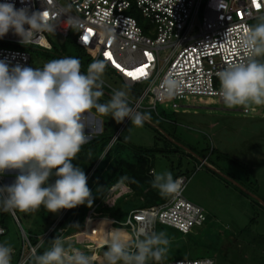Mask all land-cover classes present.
Wrapping results in <instances>:
<instances>
[{"label":"clouds","instance_id":"clouds-1","mask_svg":"<svg viewBox=\"0 0 264 264\" xmlns=\"http://www.w3.org/2000/svg\"><path fill=\"white\" fill-rule=\"evenodd\" d=\"M44 12L30 11L27 6L16 8L12 0H3L0 38L11 31L27 46L34 35L54 31ZM256 20L247 26L242 40L248 56L216 74L218 93L229 108L247 110L251 105H264V60L258 59L264 57V13ZM105 67L103 60H93L82 72L80 60L71 56L49 60L41 68L10 66L0 60V175L18 170L11 184L0 185V210L28 212L43 206L55 213L81 204L91 206L87 177L72 163L89 139L82 114L95 109L117 123L129 118L135 126L150 119L147 112L133 111L124 88L99 102L104 95L101 77ZM162 87L170 99L183 91L182 80L175 74L167 75ZM52 177L55 179L50 182ZM151 186L165 198H178L183 191L181 178L174 179L167 170L153 171ZM142 237L133 242L112 229L102 264H148L150 260L159 264L168 252L167 235L161 231L143 233ZM11 253L10 245L0 243V264H11ZM30 259L32 264H93L95 257L78 250L69 253L57 236L49 248Z\"/></svg>","mask_w":264,"mask_h":264},{"label":"rangeland","instance_id":"rangeland-1","mask_svg":"<svg viewBox=\"0 0 264 264\" xmlns=\"http://www.w3.org/2000/svg\"><path fill=\"white\" fill-rule=\"evenodd\" d=\"M128 1L135 5V0ZM131 13L139 20L144 33L153 29L139 10L134 8ZM76 33L72 30L69 39L49 34L47 38L60 56L47 58L38 55L32 67L41 68L49 60L71 56L80 60L81 71L86 72L88 64L96 58L94 52L74 46ZM166 55V51L161 53L162 58ZM259 59L264 60V57ZM101 80L104 93L101 103L106 102L117 89L124 88L132 97V89L139 96L146 87L130 88L106 67ZM247 110L229 108L217 97L189 96L179 102L178 108H173L172 102L167 101L158 103L153 109L147 99L138 110L150 114V119L143 126L132 125L129 118L117 123L110 115L98 114L95 109L82 114L88 141L101 135L105 120L112 123L109 134H114V137L108 147H112L119 138L117 143L125 149L126 159L136 155L132 148L168 150L153 157L152 171H171L173 178L180 172L188 179L183 196L205 207L209 222L191 235L156 226L155 232L163 231L170 241L165 261L210 257L215 264H264V105H251ZM120 192H125L123 197ZM120 198L123 200L118 204L116 217L124 222L129 212L143 199L137 198L128 185L119 184L113 191H108L103 206H114ZM42 209L43 206L30 211V214L17 211L18 216L14 210L15 216L10 211L13 220L0 210V217L8 223V239L14 248L22 249L21 242L16 239V226L23 238L20 226L30 232L35 225L39 227L43 220L42 211L44 214L47 211ZM84 223L69 234L70 239H65L73 249L86 255L93 256L97 251L93 264H102L107 245L98 247L80 235ZM99 223L101 220L96 217L94 224Z\"/></svg>","mask_w":264,"mask_h":264},{"label":"built area","instance_id":"built-area-1","mask_svg":"<svg viewBox=\"0 0 264 264\" xmlns=\"http://www.w3.org/2000/svg\"><path fill=\"white\" fill-rule=\"evenodd\" d=\"M3 2V0H0ZM16 8L27 6L30 11L47 12L54 31L34 35L27 46L20 37L9 31L0 38V60L10 66L20 64L32 67V50L52 49L47 36L57 34L63 38L76 30L75 42L83 49L94 52L96 60H103L130 88L146 85L137 97L128 96L133 111H138L148 99L153 109L158 103L172 102L173 108L189 96L220 97L217 73L228 64L244 60L248 52L242 47L247 26L264 13V0H12ZM259 5V7H257ZM136 8L152 25L147 34L138 19L131 13ZM27 27V25L25 26ZM91 29V32H89ZM87 36L88 40L84 37ZM167 52L162 58L161 53ZM112 54V60L104 56ZM151 55L149 60L144 53ZM126 70L148 65L146 74L133 80L115 66ZM177 75L183 91L168 98L162 82L167 75ZM248 110H245L247 112ZM153 174V171H151ZM182 180L183 191L188 183ZM112 191V190H110ZM171 198L164 204L135 209L124 222L112 219L117 228L130 233L134 242L143 233L155 232L158 225L172 228L183 235H191L208 222L207 211L183 196ZM63 235L65 229H59ZM6 233L0 225V238ZM26 243L27 237L23 233ZM16 254L12 251L11 255ZM35 255V249L31 248ZM23 252L16 264H26ZM11 264H14L11 259ZM160 264H215L214 259H164Z\"/></svg>","mask_w":264,"mask_h":264},{"label":"trees","instance_id":"trees-1","mask_svg":"<svg viewBox=\"0 0 264 264\" xmlns=\"http://www.w3.org/2000/svg\"><path fill=\"white\" fill-rule=\"evenodd\" d=\"M69 37L65 39H69ZM73 44L77 49H83L80 48L75 41ZM32 55V64L35 62V57L38 55L47 58H50L52 55L54 58L60 56L55 46H52L51 50L35 48L32 50ZM132 92L133 98H137L138 96L137 93H135V90L132 89ZM111 126L112 123L105 120L101 135L82 145L80 152L77 154V158L72 161L73 165L79 166L87 177L86 183L92 196L91 206L81 204L71 209H60L55 213L46 211V214L42 211L44 210L43 207L41 210L43 212L41 214L43 220L39 223V227L35 225L32 232L22 227L28 243L23 240L19 228L16 226V239L21 242L22 249H16L12 246V241L8 239L10 231L8 223H6L5 219L0 217V225L6 231V233L0 238V243L10 245L13 251L16 252V254L11 255L14 264L18 262L22 252L25 256H28L26 264H32L30 257L34 255L31 254V248L35 249V255H39L51 246V240L57 236L61 237L64 242V239L68 237L77 226L83 224L87 220L91 211L102 213V215H105L110 219L119 221L116 217L118 214L117 207L123 198L116 200L114 206H103L107 193L113 186L119 184L128 185L137 198L143 199V203L146 202L147 206L143 207H150L154 204H164L171 199V197H161L158 190L151 186L153 174L150 173L154 169L152 162L153 157L157 154H164V152L168 150L158 148H132V151L136 155L126 159L124 157L125 149L120 147L117 143L119 138L114 142L112 147H108L114 137V134H109ZM203 159H205V157H203ZM181 176L183 175L180 172H177L174 174V179ZM54 179V177L50 178V182L54 181ZM133 180L135 182H133ZM17 211L18 210H14L16 215ZM28 212L30 214V211ZM61 214L62 216L60 217ZM5 215L13 220L10 211L5 212ZM19 222L21 224V221ZM59 229H65V234L61 235L58 232ZM119 231L125 232L121 229ZM107 234L108 233L103 232L105 238H108ZM64 244L67 250L71 252V244L68 242H64ZM106 248L107 246L105 249ZM148 264H157V262L150 260Z\"/></svg>","mask_w":264,"mask_h":264},{"label":"crops","instance_id":"crops-1","mask_svg":"<svg viewBox=\"0 0 264 264\" xmlns=\"http://www.w3.org/2000/svg\"><path fill=\"white\" fill-rule=\"evenodd\" d=\"M259 59V57H258ZM133 96V95H132ZM205 161V160H204ZM18 170H6L5 173L3 175H0V185H9L11 184L14 179H15V176L17 174ZM113 189H115V186L111 187L110 190L113 191ZM122 189V187L120 188ZM124 189V188H123ZM109 190V191H110ZM117 191V190H116ZM125 191V190H123ZM123 193L125 192H120V194L122 195ZM124 195V194H123ZM122 195V197H123ZM188 199V198H187ZM189 200V199H188ZM191 201V200H190ZM193 202V201H192ZM194 203V202H193ZM196 204V203H195ZM198 205V204H197ZM143 206H147L146 202H141L139 204V206L137 208H134L133 210L135 209H141V208H146V207H143ZM201 207H203L205 209L204 206L202 205H199ZM131 210V211H133ZM206 210V209H205ZM130 211V212H131ZM129 212V213H130ZM129 215V214H128ZM127 215V216H128ZM62 216V214L60 215V217ZM59 217V218H60ZM96 217H99L100 220H101V223L99 224H94V220L96 219ZM112 229H117V230H120L119 228L116 227V225L112 224V220L109 219V218H106V217H103L100 213H97V212H94V211H91L89 213V217L88 219L86 220V222L84 223V226H83V230L81 232L80 235L90 239L93 243H95L98 247H103L106 245V241H107V238H105L103 236V232L104 233H109ZM93 230V231H92ZM122 230V229H121ZM124 234H126L129 238H130V233L129 232H122ZM76 237V235H74ZM93 236V238H92ZM68 239H70L68 237ZM68 242L67 239H64V242ZM69 243V242H68ZM71 244V243H70ZM93 249V246H90L89 248ZM95 249V248H94ZM78 249H73L72 248V251L69 252V253H72L74 251H77ZM98 250V249H97ZM13 251V249H12ZM79 251V250H78ZM97 255V251H96V254ZM27 256V255H26Z\"/></svg>","mask_w":264,"mask_h":264},{"label":"snow or ice","instance_id":"snow-or-ice-1","mask_svg":"<svg viewBox=\"0 0 264 264\" xmlns=\"http://www.w3.org/2000/svg\"><path fill=\"white\" fill-rule=\"evenodd\" d=\"M257 7H259V5H257ZM44 16L47 17L48 16V13L47 12H44ZM89 32H91V29H89ZM85 40H88V37L85 36L84 37ZM104 56L108 57L109 60H112V54L109 53V52H104L103 53ZM144 55L149 59L151 60L152 57L149 53L145 52ZM113 63H115V66L120 69L121 72L125 73V75L133 80H136L138 77H141L143 75L146 74V71L145 69L148 67V65L146 64H143L141 65L140 67H136V68H133L131 70H126L125 68H123L119 63H116L115 61H113Z\"/></svg>","mask_w":264,"mask_h":264},{"label":"water","instance_id":"water-1","mask_svg":"<svg viewBox=\"0 0 264 264\" xmlns=\"http://www.w3.org/2000/svg\"><path fill=\"white\" fill-rule=\"evenodd\" d=\"M11 212L14 214V212H13V211H11ZM14 216H15V214H14ZM19 226H20V225H19ZM20 228L22 229V227H21V226H20ZM22 232H24V231H23V229H22Z\"/></svg>","mask_w":264,"mask_h":264},{"label":"bare ground","instance_id":"bare-ground-1","mask_svg":"<svg viewBox=\"0 0 264 264\" xmlns=\"http://www.w3.org/2000/svg\"><path fill=\"white\" fill-rule=\"evenodd\" d=\"M92 231H93V230H92ZM92 238H93V236H92ZM93 257H95V259L97 258L95 254L93 255Z\"/></svg>","mask_w":264,"mask_h":264}]
</instances>
